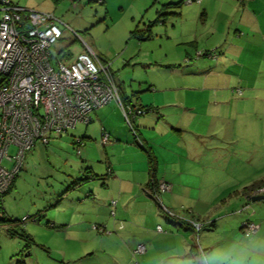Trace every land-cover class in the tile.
<instances>
[{
    "label": "crops",
    "instance_id": "obj_1",
    "mask_svg": "<svg viewBox=\"0 0 264 264\" xmlns=\"http://www.w3.org/2000/svg\"><path fill=\"white\" fill-rule=\"evenodd\" d=\"M198 1L181 0L176 6V0H172L167 3L172 4L169 9L163 11L171 14L165 18V23L171 19L172 25L167 35L171 34L173 45L180 50L175 55L178 62L165 65L170 74L140 80L136 87L133 83L126 87L121 78L120 83L116 82L131 104L151 110L135 121L138 137L128 131L123 111L116 103L110 102L93 112L91 122L97 119L101 133L109 134L106 144L102 138L104 147H108L103 153L106 172L91 166L85 169L82 179L90 176L86 181L72 183L65 198L47 206V211L54 207V216L47 212V217L55 220L47 219V225H54L55 230H69L75 219H59L57 214L66 216L71 211L74 215L80 213L78 218L106 223L115 232L107 235L113 241L111 245L84 249L77 243L76 252L71 256L64 254V260L70 257L69 261L76 264H205L204 258L213 252L248 243L241 227L244 221L259 225L252 235L264 238V199L248 202L245 196L254 186L264 184V173H259L261 178L257 180L252 174L247 175V171L264 172V152L263 164H255L260 147L264 150V0H231L240 13L233 16L231 12L226 17L227 21L232 19L229 27L212 25L217 15L208 3L203 7L200 0L201 7L196 6ZM201 11L211 22L202 31L193 24L199 16L203 18ZM135 30L142 33L136 39L150 40L147 27ZM76 57H70L67 63ZM152 66L146 62L148 74ZM152 88L163 92L160 99L165 102L156 104L148 99V93L141 94ZM178 90L183 91L185 103L179 99L175 102L173 94ZM202 92L205 102L198 108L194 101ZM189 98L193 103L187 105ZM215 132L221 133V144L240 143L244 134L252 132L253 143L260 147L247 160L237 156L238 151L212 153L209 136ZM144 148L156 157L155 185ZM213 162L218 167H213ZM108 169L112 173H107ZM232 174L247 175L241 192L235 188V178L215 180ZM162 183L171 189L161 191ZM213 186L218 187L220 194L211 200ZM12 188L4 202L11 197L8 194ZM77 191L78 195L68 201L67 196ZM112 199L118 200L119 219L114 221L109 216ZM154 202L184 219H170L165 211L156 209ZM4 209L3 217L13 219ZM40 212L37 215L42 216ZM186 220L203 224L198 234ZM158 226L162 232L157 231ZM211 226L213 229H209ZM139 244L146 250L134 254Z\"/></svg>",
    "mask_w": 264,
    "mask_h": 264
},
{
    "label": "rangeland",
    "instance_id": "obj_2",
    "mask_svg": "<svg viewBox=\"0 0 264 264\" xmlns=\"http://www.w3.org/2000/svg\"><path fill=\"white\" fill-rule=\"evenodd\" d=\"M12 1L29 10L52 13L61 20L62 23L59 26L63 30V37L59 40L56 48L53 49L54 58L52 60L54 62L58 59L67 62L70 57L73 59L80 53L85 52L87 46H89L94 52L97 51L107 56L108 59L106 60L110 62L116 82L120 83L119 78H121L126 87L130 83H133L136 87L140 80L146 78H162L164 73H171L165 70V65L168 62H178L175 55L180 50L173 45L174 39L171 34L167 35L168 32L172 31L171 19H169V22L167 21L168 23H165V18L171 14L163 12L169 9V6L165 4L172 0H105L104 4H100L97 0ZM180 1L176 0L177 3ZM201 1H203V7L208 3L212 13L217 15L215 20L213 19L212 25L219 24L216 25L218 27H223L225 24H228L229 27L232 19L227 21L226 17L231 12H233V16L240 13L238 7H235L231 0ZM199 2L200 0L196 6L201 7ZM161 12L163 15H160ZM202 16L203 18L199 16L193 22L195 28L197 27L201 31L211 25L208 18L205 15ZM137 27L141 29L147 27L152 34H150V40L144 38V41H140L136 39L137 37L133 36L132 32ZM72 31H75L78 36ZM146 62L153 64L149 74L148 69L145 68ZM126 90L128 89L126 88ZM147 93L148 99L152 102L157 101L156 104L165 102V100L160 99L163 94L162 91L152 88L149 91L141 92L145 95ZM173 98L175 102L179 99L181 103H185L182 90L174 92ZM112 102L118 105L116 101ZM204 102L202 92L197 95L194 104L199 108ZM190 103H193L192 98H189L187 105H190ZM124 123L130 128L126 119ZM129 128L128 131L132 132ZM102 135L101 125L97 119H94L87 126L84 123H78L75 128L70 129L62 136L52 138L48 146L37 144L31 151L26 153L23 166L18 172L16 180H14L15 186L8 194L11 197L5 199L2 206L0 204V218H3V208L5 207L4 210H7L9 216L13 217L14 220H20V224L33 239V242L30 244L29 250L26 251L25 240L17 235L9 236L0 227V264H16L18 260H26L27 264H76L74 261H69L70 257L64 260L63 256L64 254L73 255L77 250V243L80 247L84 246V249L90 247L91 249H102V247L112 244V239L107 235L115 232V230L108 228L106 223L90 222L87 218H78L80 213L74 215V212L70 211L69 214L61 217L57 214L59 219H75L72 221V223H75L67 231L55 230L52 228V224L47 225V219L55 221L53 218L47 217V212L49 215L54 216L52 214L54 213V207L49 208L47 211V206L52 204L53 200H59L62 196L65 198V193L72 183L86 175L85 169L91 166V168H95L94 170L106 172V164H104L106 157L103 153H107L108 147H104ZM221 136V133L217 132L210 134L212 153L224 150L238 151L237 156L247 160L248 155L260 147L255 142L253 143L252 132L249 135L244 134V138H241L240 143L233 141L228 144H221ZM80 138L82 139V150L81 154L78 155L74 140L77 141ZM104 143L106 144V142ZM260 149V154L255 161L257 166L263 164L261 156L264 150L261 147ZM15 152L16 148L11 147L10 154L13 155ZM215 155L213 154V157ZM255 155L257 154L254 153L253 156ZM213 163H215L213 167H218L216 162ZM5 165L11 168L13 164L5 163ZM108 170L107 173H109ZM259 173L263 174L264 172L260 170L247 171V175L252 174V178L256 180L257 177L261 178V175H258ZM247 175L232 174L228 177H216L215 180L235 178L237 180L235 188L241 192L244 184L243 180H247ZM213 183L215 182L213 181ZM262 187H264V184L254 186L253 190H250V194H245L248 202L253 200V198L252 200L248 198L249 195L253 196ZM219 194L218 187L213 186L209 197L214 199ZM77 195L78 191L72 193L71 196H67V200L72 201ZM113 200L118 202L117 199H112L109 202ZM154 203L157 210L161 209L164 212L161 203H159L160 206H158V203ZM110 207V219L113 221L119 219L117 205L114 207L115 215H112V205ZM218 209L219 206H217ZM39 211H41L43 217L37 215ZM27 216L35 219L37 217L40 221L34 222L31 220L32 218L23 221ZM161 217L166 219L162 213ZM93 225H98L103 229L101 231L93 230ZM88 228L90 229L89 232ZM209 229H213V226ZM78 239H80V242H77Z\"/></svg>",
    "mask_w": 264,
    "mask_h": 264
},
{
    "label": "built area",
    "instance_id": "obj_3",
    "mask_svg": "<svg viewBox=\"0 0 264 264\" xmlns=\"http://www.w3.org/2000/svg\"><path fill=\"white\" fill-rule=\"evenodd\" d=\"M185 2L192 3V0ZM24 19L29 22L26 29L20 27ZM61 23L52 13L29 10L12 0H0L1 205L23 166L26 153L37 144L48 146L52 138L62 136L78 123L88 125L92 113L112 101L122 109L134 134L135 121L144 113L137 106L123 104L110 62L89 46L70 64L52 60L51 50L63 37ZM108 139L109 134L103 133V141ZM81 144V138L74 140L78 155L81 154ZM11 147L16 148L13 155L10 154ZM5 163L13 165L8 168ZM169 189L171 186L167 183L160 185L161 191ZM263 194L264 187L248 198L252 200ZM111 205L112 215H115L117 201L113 200ZM163 209L172 219H184L165 207ZM30 218L27 216L23 221ZM36 219L31 220L37 222ZM186 222L197 234L203 227L199 221ZM242 227L246 236L259 229V225L250 221L244 222ZM93 229L101 231L103 228L93 225ZM157 231L162 232V227L158 226ZM145 250V246L139 244L134 254ZM199 250L203 252L201 248Z\"/></svg>",
    "mask_w": 264,
    "mask_h": 264
},
{
    "label": "trees",
    "instance_id": "obj_4",
    "mask_svg": "<svg viewBox=\"0 0 264 264\" xmlns=\"http://www.w3.org/2000/svg\"><path fill=\"white\" fill-rule=\"evenodd\" d=\"M92 1V0H90ZM97 2H99L100 4H104L105 3V0H97ZM172 4H167V6H170ZM176 6L179 5L178 4H175ZM29 26V22L28 20L24 19L21 23H20V27H22L23 29H26L27 27ZM133 33V36L137 37V38H140L142 35L141 31L139 30H135L132 32ZM56 48V46L53 47V49ZM53 49L51 50V54L53 55ZM114 74V73H113ZM120 90V89H119ZM120 95H121V99H122V102L124 105L126 106H137L140 110H142L144 113L143 115L147 114L148 112H150L151 110L148 109V108H145L143 106H139V105H133L131 104L129 98L125 97L123 94H122V91L120 90ZM142 116V115H141ZM140 116V117H141ZM134 130H136L135 126H134ZM137 134V132H135ZM135 134V136H136ZM138 137V136H136ZM140 143V142H139ZM142 145V144H141ZM144 147V146H142ZM147 153H148V159H149V164H150V172H151V177H152V180L153 178H155V172L157 170V161H156V157L152 154V152L150 150H148L147 148H144ZM109 171V170H108ZM110 173V172H109ZM112 173V172H111ZM90 176H88L87 178L85 179H80L79 181H75L74 183H77L78 182H82V181H86V179H88ZM84 178V177H83ZM73 183V184H74ZM153 183L155 185V182L153 180ZM72 184V185H73ZM251 190V189H250ZM249 190V192H251ZM247 191V190H246ZM249 192L247 194H249ZM2 209V208H1ZM169 217V216H168ZM37 218V217H36ZM170 219H172L171 217H169ZM37 222H39L40 220L39 219H36ZM246 222V221H244ZM242 222V224L244 223ZM242 224H241V227H242ZM0 227L4 228L9 235L11 236H19L21 239L25 240L26 242V245H25V249L26 251H28L29 249V246L30 244L33 242V239L30 237L29 234H27V232L25 231V229H23V226L20 224V220H14V219H7V218H0ZM54 227V225H52V228ZM243 229V227H242ZM16 264H26L24 260H18Z\"/></svg>",
    "mask_w": 264,
    "mask_h": 264
},
{
    "label": "clouds",
    "instance_id": "obj_5",
    "mask_svg": "<svg viewBox=\"0 0 264 264\" xmlns=\"http://www.w3.org/2000/svg\"><path fill=\"white\" fill-rule=\"evenodd\" d=\"M204 259L205 264H264V238L250 233L246 245L213 252Z\"/></svg>",
    "mask_w": 264,
    "mask_h": 264
},
{
    "label": "water",
    "instance_id": "obj_6",
    "mask_svg": "<svg viewBox=\"0 0 264 264\" xmlns=\"http://www.w3.org/2000/svg\"><path fill=\"white\" fill-rule=\"evenodd\" d=\"M264 199V195L263 196H255L253 197V200H262Z\"/></svg>",
    "mask_w": 264,
    "mask_h": 264
}]
</instances>
